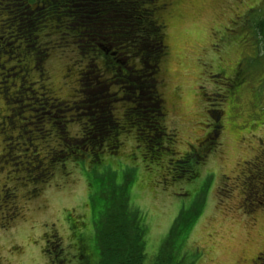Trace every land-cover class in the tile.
<instances>
[{
	"label": "rangeland",
	"instance_id": "rangeland-1",
	"mask_svg": "<svg viewBox=\"0 0 264 264\" xmlns=\"http://www.w3.org/2000/svg\"><path fill=\"white\" fill-rule=\"evenodd\" d=\"M0 1V65L9 73L0 70V264H50L56 252L64 264H78L77 246L94 243L88 181L108 174L128 186L129 209L145 218L149 263L172 227L183 234L192 225L187 239L175 237L172 264H264V0H156L164 5L155 17L165 48L155 80L173 145L152 162L132 133L118 137L115 151L96 150L97 160L84 140L67 141L100 126L89 104L110 115L101 101L120 86L90 97L96 80L86 78L97 73L91 58L102 71L111 56L77 47L75 33L51 23L35 34L45 50L30 53L27 77L15 55L20 46L2 32L19 10ZM45 87L75 101L77 111L59 113L52 99L42 100ZM125 101H112V117L124 116ZM188 153L195 157L177 167Z\"/></svg>",
	"mask_w": 264,
	"mask_h": 264
},
{
	"label": "trees",
	"instance_id": "trees-1",
	"mask_svg": "<svg viewBox=\"0 0 264 264\" xmlns=\"http://www.w3.org/2000/svg\"><path fill=\"white\" fill-rule=\"evenodd\" d=\"M8 1H10L8 9L18 8L19 11L10 16L2 32L5 33L7 41L20 46L15 55L19 57L18 61L21 65L19 71L22 69V72L26 71L27 77L28 71L34 65H31L33 59L30 58V53H42L45 50L41 47L42 44L37 42L35 34L50 28L51 23H54L55 29L64 30L63 35L69 32L75 33L74 42L79 44L77 47H90L92 53L96 50L102 56H105L107 52L111 56L113 63L107 60L101 62L102 71L96 63L97 57L91 58L93 63L89 67L95 68L97 73L90 78L87 77L86 80H93V83L96 80V85L90 84L87 91L82 90L86 91L87 96L90 97L100 93L104 96L103 89L120 86L118 92L110 93L109 91L107 99L101 101L110 115H106L105 118L100 116L98 113L101 110L98 108L101 106L89 104L91 112L95 107L94 112L97 113L95 119H102L100 126L92 125L93 131L88 137L84 136L86 131L83 128L79 139L66 138L67 141L79 144L84 140L88 143V147L84 146L85 149H90L96 157V150L103 151L102 149L106 146L107 150L115 151L120 142L118 137L121 134L132 133L137 143L144 144L146 156L143 155V158L150 162L161 157V153L164 155L172 151L173 141L170 143L165 141L169 140L166 137L171 138V135L165 130L160 120L164 114L163 99L157 90V80H155L159 72V57L165 48L163 25L157 22L155 14L164 5L159 7L156 0ZM258 26L264 35V20L259 21ZM31 40H35L34 45L31 44ZM105 40L109 42L106 43ZM29 45H32V48H29ZM6 55L8 56L6 51L1 54L2 57ZM34 63L36 64L35 61ZM0 70L7 78L5 74L7 69L0 65ZM7 75L9 76V73ZM81 75H84V72ZM94 76L104 77L94 79ZM79 82L83 84L84 81L79 80ZM45 90L47 98L44 97L42 100L52 99L54 105L59 106L57 109L59 113L77 109L75 101L70 103L61 101L52 97L49 88L45 87ZM123 97L126 99L125 103L131 104V107L124 110V116L121 119L117 116L112 117V111L115 108L112 101H122ZM5 100H8L6 96ZM147 114L149 116H146ZM216 129L218 131V127ZM211 134L215 137L216 133L213 130ZM68 151L69 149L66 152ZM191 157H195V154L188 153L182 159L175 160L177 167L183 168L184 162H188ZM97 159L99 154L94 160ZM174 164V162L171 163V165ZM258 171L262 179V192H264V167L261 166ZM192 172L195 171L192 169L190 173ZM105 176L91 177L88 181L89 205L95 224L94 243L92 246L87 243L77 244L78 264H152L147 261L145 253V218L139 211L133 212L129 209L128 186L115 182L114 177L109 174ZM173 180H175L174 177ZM256 193L259 191L253 194ZM73 221L75 222L74 219ZM190 226L183 234L177 228L170 229L153 264H172L174 239L178 235L186 237ZM71 227L75 228L77 225H71ZM45 248L48 251V246ZM58 253L51 255L52 257L49 255L50 264H64L63 259L57 257Z\"/></svg>",
	"mask_w": 264,
	"mask_h": 264
},
{
	"label": "flooded vegetation",
	"instance_id": "flooded-vegetation-1",
	"mask_svg": "<svg viewBox=\"0 0 264 264\" xmlns=\"http://www.w3.org/2000/svg\"><path fill=\"white\" fill-rule=\"evenodd\" d=\"M18 88H19V86H18Z\"/></svg>",
	"mask_w": 264,
	"mask_h": 264
}]
</instances>
